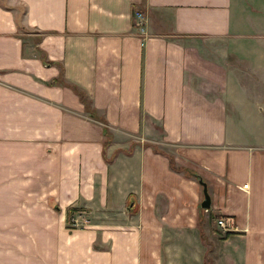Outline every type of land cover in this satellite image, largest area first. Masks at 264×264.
Returning a JSON list of instances; mask_svg holds the SVG:
<instances>
[{
    "label": "crops",
    "instance_id": "crops-1",
    "mask_svg": "<svg viewBox=\"0 0 264 264\" xmlns=\"http://www.w3.org/2000/svg\"><path fill=\"white\" fill-rule=\"evenodd\" d=\"M0 264H264V0H0Z\"/></svg>",
    "mask_w": 264,
    "mask_h": 264
},
{
    "label": "built area",
    "instance_id": "built-area-1",
    "mask_svg": "<svg viewBox=\"0 0 264 264\" xmlns=\"http://www.w3.org/2000/svg\"><path fill=\"white\" fill-rule=\"evenodd\" d=\"M132 17L135 21V27L139 30V32L143 33L144 30V17L140 11H134L132 14ZM245 187V185H243ZM83 211L77 212L74 217H71L68 225L72 228H75L76 226H86L89 222L88 218L83 217L82 215ZM76 216H82L81 221L79 225H77V218L74 219ZM215 227L221 231V232H227V231H233L236 229L233 219L226 216H218L215 218Z\"/></svg>",
    "mask_w": 264,
    "mask_h": 264
},
{
    "label": "trees",
    "instance_id": "trees-1",
    "mask_svg": "<svg viewBox=\"0 0 264 264\" xmlns=\"http://www.w3.org/2000/svg\"><path fill=\"white\" fill-rule=\"evenodd\" d=\"M75 89V88H74ZM75 91H76V93H77V95L79 96V98H80V100L82 101V102H84V104H85V106H86V109H87V112H88V114L90 115V116H93V112L88 108V106H87V102H86V98H85V96L80 92V91H78V90H76L75 89ZM104 132L106 133V131L104 130ZM169 164L171 165V167H173L174 169H177V170H179V171H182L185 175H187V176H192V177H196V173H194L193 171H191V170H189V169H187V168H183V167H176V166H174V164H173V162H172V158H169ZM77 210H80V209H77L76 207H70L69 209H68V213H67V217H66V222H67V224L69 223V219L71 218V216H72V214H70L71 212H75V211H77Z\"/></svg>",
    "mask_w": 264,
    "mask_h": 264
},
{
    "label": "rangeland",
    "instance_id": "rangeland-1",
    "mask_svg": "<svg viewBox=\"0 0 264 264\" xmlns=\"http://www.w3.org/2000/svg\"><path fill=\"white\" fill-rule=\"evenodd\" d=\"M201 42H203L204 44H206V50H207V53L208 52H211L208 48H207V44H212L214 41L212 40V39H204V40H201ZM223 48H224V43H216L215 45H213L212 46V50L213 49H217V54L218 55H221L222 57H225V51H223ZM214 52V51H213ZM214 53H216V52H214ZM209 56H211V55H209ZM75 213H77V212H75ZM86 214H88L89 215V213H84L83 212V217H85V218H88L87 216L88 215H86ZM74 215L75 214H73L71 217H74ZM74 219H76V217L74 218ZM71 219H69V221H70ZM81 223H82V221H81ZM80 223H77V225H79ZM68 225V224H67ZM68 227L70 228V226L68 225ZM77 227H80V226H77ZM72 228V227H71Z\"/></svg>",
    "mask_w": 264,
    "mask_h": 264
},
{
    "label": "water",
    "instance_id": "water-1",
    "mask_svg": "<svg viewBox=\"0 0 264 264\" xmlns=\"http://www.w3.org/2000/svg\"><path fill=\"white\" fill-rule=\"evenodd\" d=\"M195 179L200 184L201 191H202V200L200 202V207H202V208H208L209 207V196L207 194V190H206L205 183L201 179V177L199 175H197V174H196Z\"/></svg>",
    "mask_w": 264,
    "mask_h": 264
}]
</instances>
